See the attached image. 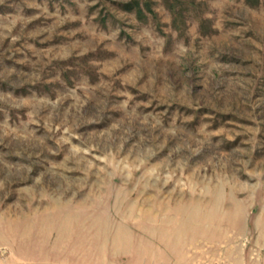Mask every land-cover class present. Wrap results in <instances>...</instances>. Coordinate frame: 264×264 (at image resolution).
<instances>
[{"label": "rangeland", "instance_id": "374dc122", "mask_svg": "<svg viewBox=\"0 0 264 264\" xmlns=\"http://www.w3.org/2000/svg\"><path fill=\"white\" fill-rule=\"evenodd\" d=\"M0 264H264V0H0Z\"/></svg>", "mask_w": 264, "mask_h": 264}, {"label": "bare ground", "instance_id": "6f19581e", "mask_svg": "<svg viewBox=\"0 0 264 264\" xmlns=\"http://www.w3.org/2000/svg\"><path fill=\"white\" fill-rule=\"evenodd\" d=\"M118 228V227H117ZM120 235V234H119ZM117 236V235H116ZM118 239H120V238H118ZM119 243H120V241H118ZM122 242V241H121ZM121 248V247H120ZM118 251V250H117Z\"/></svg>", "mask_w": 264, "mask_h": 264}]
</instances>
